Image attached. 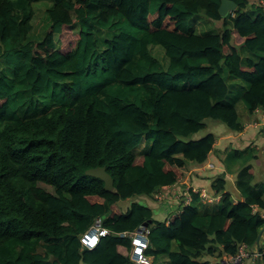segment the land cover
<instances>
[{
	"label": "trees",
	"instance_id": "obj_1",
	"mask_svg": "<svg viewBox=\"0 0 264 264\" xmlns=\"http://www.w3.org/2000/svg\"><path fill=\"white\" fill-rule=\"evenodd\" d=\"M40 1L52 2L49 23L30 39ZM233 1L235 16L221 18L220 0H0V264H134L130 239L115 235L144 222L146 254L171 264H216L205 255L256 243L264 218L252 206L264 210V182H253L248 161L236 175L238 201L222 173L211 182L219 201L207 208L194 194L168 223L145 198L117 206L155 200L206 163L216 140L199 134L208 118L239 131L238 99L250 112L264 107V12ZM201 12L217 31L192 30ZM97 30L114 32L103 49ZM150 45L163 48L166 65ZM228 77L246 87L230 96ZM97 166L112 191L85 173ZM96 217L111 233L81 249L78 236Z\"/></svg>",
	"mask_w": 264,
	"mask_h": 264
},
{
	"label": "crops",
	"instance_id": "obj_2",
	"mask_svg": "<svg viewBox=\"0 0 264 264\" xmlns=\"http://www.w3.org/2000/svg\"><path fill=\"white\" fill-rule=\"evenodd\" d=\"M38 3V2H37ZM50 3V2H49ZM34 4V3H33ZM52 4V3H51ZM50 6V5H49ZM47 6V7H49ZM47 9V8H46ZM46 11V10H45ZM34 17V16H33ZM47 23L44 30L47 28ZM230 77H228V80ZM236 87L233 89H244L245 83H239L238 80L233 79ZM237 92H233L231 96H235ZM238 99L235 103L239 120L242 123L239 131H231L230 129L214 122L211 124L208 131L212 132L215 137V146L213 152L210 153L206 163L194 164L191 166L192 172L190 175L178 179L174 184L169 185L166 189H161V192L166 194L164 200H153L146 196H138L132 199H125L126 203L122 208L125 210L133 200L143 201L150 206L154 211V217L156 219H164L166 223L170 219V215L174 210L178 211V201L175 196L185 189V187L191 185L199 188H205L209 192H213L211 189V182L214 181L217 175L224 173L226 179L225 190L229 191L235 201L241 198V193L236 186V175L241 165L248 161L253 166L254 183L264 182V116L261 115V111L257 108L255 111L250 112L245 108L242 101L240 103ZM237 150L238 154H234ZM254 156V158H252ZM259 157L260 163L254 162V159ZM213 164V167L210 166ZM213 190V191H212ZM200 193L199 190H197ZM127 201H129L127 203ZM254 209L252 208V211ZM264 232L262 233L260 240L263 239ZM242 244H246L242 242ZM151 259V264H171L169 257L165 254L160 256L148 255ZM205 255V258L208 259ZM79 264H85L84 261Z\"/></svg>",
	"mask_w": 264,
	"mask_h": 264
},
{
	"label": "built area",
	"instance_id": "obj_3",
	"mask_svg": "<svg viewBox=\"0 0 264 264\" xmlns=\"http://www.w3.org/2000/svg\"><path fill=\"white\" fill-rule=\"evenodd\" d=\"M248 1V8L250 7V10L253 11L251 13H256L259 10L264 12V0ZM235 14V9L228 12V15H230L231 17H234ZM259 109L261 111V115L264 116V107ZM210 166L213 167V164H210ZM160 190L156 191L153 194V198H155L156 200H164L166 198V194L164 192H161ZM197 190H199L200 193H198ZM194 194H197V196L199 197V202L201 203V205L207 208L213 203L219 201L222 196V194L220 192H217L216 190H214L213 192H209L205 188H199L189 185L185 187L183 192L175 196L178 201V211L174 210L171 213L170 218L181 212L184 206L191 204L193 202ZM254 212L259 213V215L264 218V210L260 209L258 205H254ZM110 233L111 231L103 225L102 218L96 217L92 224L78 236L81 249L94 248L100 241L101 237ZM116 234L122 237H128L130 239L131 248L128 253V258L131 262H133L134 264H151V259L146 254V250L149 246L148 227H144L143 224H141L137 229L133 231H123ZM263 253L264 237L261 240L259 239V242L255 243L252 246L248 244L241 245L238 253L236 254L223 253L219 256H215V259H213L212 261L216 264H257V261L259 259V264H262L261 259Z\"/></svg>",
	"mask_w": 264,
	"mask_h": 264
},
{
	"label": "rangeland",
	"instance_id": "obj_4",
	"mask_svg": "<svg viewBox=\"0 0 264 264\" xmlns=\"http://www.w3.org/2000/svg\"><path fill=\"white\" fill-rule=\"evenodd\" d=\"M51 3H52L51 1H42V2L40 1L38 3L33 4V6H34L33 9L35 11V14H34V17L32 19L33 29H32V32L29 36L30 39H33V38H35V39L40 38L41 39V37L44 35V33H45L44 28L46 25L43 23L46 21L48 22L45 10H46L47 6L51 5ZM219 23L220 22L214 23L213 21L207 19L205 17V15L201 12L190 21L189 25L192 28V30H194L195 32L200 33V34H204V33H211V32L217 31ZM78 29H79V27L77 24H74L73 27L70 29H66L65 30V33H66L65 39H67V38L73 39L76 36ZM113 34H114V32H112L111 30H97L96 37L98 40V48L103 49L106 46V44L104 43L105 39L111 38V36H113ZM60 36H61L60 34L55 36V40H56L59 47H61L63 44V40H62L63 37L61 36L62 37L61 38ZM149 48H150L152 55L155 56L156 58H158L163 63V65H166L167 57L164 53L163 48L159 45H150ZM244 49H245L244 46L240 47L241 51H244ZM2 68H3V66L0 64V69L2 70ZM233 79L234 78H230L228 80L229 84H232ZM239 90L240 89H232L230 96L232 95V92H237L239 94V92H240ZM240 103H241V101H240ZM214 122L217 123L218 121H214V120L208 118L207 119L208 127L205 130L200 131L199 134H204L205 132H207L210 129L211 124H213ZM219 124L226 127L224 124H221V123H219ZM41 185H43V184H41ZM44 187H46L47 189H52L51 187L46 186V185H44ZM128 202L129 201H127V203ZM124 203H126V201L119 200V202L117 203V206L122 208ZM215 256H217V255L215 254L213 256H206V257L209 260H213V259H215L214 258Z\"/></svg>",
	"mask_w": 264,
	"mask_h": 264
},
{
	"label": "water",
	"instance_id": "obj_5",
	"mask_svg": "<svg viewBox=\"0 0 264 264\" xmlns=\"http://www.w3.org/2000/svg\"><path fill=\"white\" fill-rule=\"evenodd\" d=\"M237 7V3L233 0H220V5L218 8V13L221 16V18H225L230 10H234ZM87 175L98 177L103 180L104 182V189L108 191H112L113 189V179L112 176L106 171L105 166H97L93 168H89L85 171ZM148 222H144L143 226L147 227ZM264 231V227L259 232L258 237L256 239V243L259 242V239L261 237V234ZM118 236V235H115ZM83 262V259H80V263ZM257 264H259V259L257 261Z\"/></svg>",
	"mask_w": 264,
	"mask_h": 264
},
{
	"label": "bare ground",
	"instance_id": "obj_6",
	"mask_svg": "<svg viewBox=\"0 0 264 264\" xmlns=\"http://www.w3.org/2000/svg\"><path fill=\"white\" fill-rule=\"evenodd\" d=\"M252 208L254 209V206H252ZM252 212H254V210H253ZM254 213H255V212H254ZM241 245H243L242 242L240 243V245H239V247H238V251H239V248H240ZM238 251H237V253H238Z\"/></svg>",
	"mask_w": 264,
	"mask_h": 264
},
{
	"label": "clouds",
	"instance_id": "obj_7",
	"mask_svg": "<svg viewBox=\"0 0 264 264\" xmlns=\"http://www.w3.org/2000/svg\"><path fill=\"white\" fill-rule=\"evenodd\" d=\"M262 235V234H261Z\"/></svg>",
	"mask_w": 264,
	"mask_h": 264
}]
</instances>
